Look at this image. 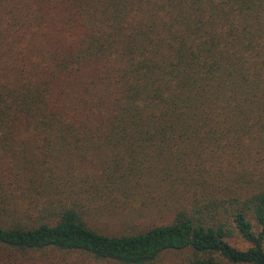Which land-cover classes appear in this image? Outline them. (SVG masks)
Wrapping results in <instances>:
<instances>
[{
	"label": "trees",
	"instance_id": "16d2710c",
	"mask_svg": "<svg viewBox=\"0 0 264 264\" xmlns=\"http://www.w3.org/2000/svg\"><path fill=\"white\" fill-rule=\"evenodd\" d=\"M263 243L264 0H0V264Z\"/></svg>",
	"mask_w": 264,
	"mask_h": 264
},
{
	"label": "rangeland",
	"instance_id": "374dc122",
	"mask_svg": "<svg viewBox=\"0 0 264 264\" xmlns=\"http://www.w3.org/2000/svg\"><path fill=\"white\" fill-rule=\"evenodd\" d=\"M171 220V216L166 214L163 217H160V215L156 218V222L154 224L160 225V224H165ZM150 224L148 221H143L138 224L140 228H144ZM96 228H99L101 230H110V231H115L118 233L122 234H127L129 232L128 230H124L120 228L117 224H111L107 223L106 225L102 224L100 221L99 223H96L95 225ZM148 227V226H147ZM139 228V229H140ZM146 228V227H145ZM228 243L232 245L233 247L244 250L246 249L247 245L244 244L238 237L234 236L229 239H227ZM263 248H264V243H263ZM53 254V253H51ZM191 252L186 250V251H173V252H168L163 254L156 262L153 264H181L184 262L187 258L191 257ZM59 256V255H58ZM65 258H61V261L63 264H115L111 262H101V261H95L94 259L90 258L89 256H86L84 254H76V253H67L64 255Z\"/></svg>",
	"mask_w": 264,
	"mask_h": 264
}]
</instances>
